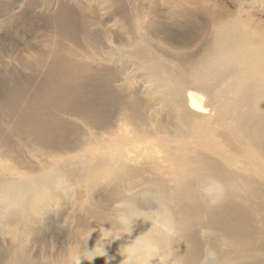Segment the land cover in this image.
Instances as JSON below:
<instances>
[{
	"label": "bare ground",
	"instance_id": "obj_1",
	"mask_svg": "<svg viewBox=\"0 0 264 264\" xmlns=\"http://www.w3.org/2000/svg\"><path fill=\"white\" fill-rule=\"evenodd\" d=\"M130 1L136 5L138 0ZM80 2V11L60 3L46 18L51 27L69 38L87 36L95 45L126 44L131 48L126 55L134 59L139 73L144 79L153 78L164 91L156 99L152 90L142 100L134 92L128 98L116 97L110 85L122 81L123 75L88 70V64L72 55L54 51L47 66L50 72L46 71L36 89L40 95L28 94L18 107L23 97L18 92H13V99L5 91L0 93L5 115L11 117L5 123L8 131L21 139L29 136L59 149L63 146L62 152L76 150L68 136L77 133L64 115L88 121L91 129H104L111 126L115 114L104 107L115 103L113 108L124 115L128 112L127 119L140 126L136 131L129 121L119 123V136H113V141L39 174L26 169L14 181H0V231L9 227V244L14 246L4 256L7 264H29L33 252L23 240L25 235L51 211L62 219L66 203L81 206L80 196L72 194L73 185L86 177L85 172L98 169L110 176L109 191L102 196L123 201L125 207L118 211L128 222L122 231H114L116 225L110 219V230L104 233L106 260L94 264H122L125 257L118 250L137 251L143 264H264V111L260 109L264 98V14L255 20L246 8L264 5V0H183L188 11L185 15L169 7L168 13L177 15L176 19L160 22L164 15H151L157 18L158 28L165 22L167 26L210 30L200 54L186 53L171 65L149 49L151 34L138 29L153 30L152 17L138 18L129 0ZM97 11L111 26L95 18ZM111 55L109 50L108 57ZM154 105L160 108L151 113ZM157 117L166 124L159 125ZM221 123H226L239 146L249 151L234 153L219 141L222 132L217 127ZM117 142L126 148L127 159L138 163L130 166L121 157L123 153L104 156ZM144 188L149 192L146 195L144 191L145 197ZM145 208L148 211L144 213L138 210ZM84 211L96 216L93 210ZM97 215L103 222L108 217ZM69 216L73 217V212L65 215ZM45 255L52 264L58 252L50 250ZM63 263L80 264L75 257ZM81 264L90 263L81 259Z\"/></svg>",
	"mask_w": 264,
	"mask_h": 264
},
{
	"label": "rangeland",
	"instance_id": "obj_2",
	"mask_svg": "<svg viewBox=\"0 0 264 264\" xmlns=\"http://www.w3.org/2000/svg\"><path fill=\"white\" fill-rule=\"evenodd\" d=\"M138 1L135 2L136 5L130 0L128 2L129 7L136 9L135 12L137 17L139 16L138 18L161 14L164 15V18H161L160 22H167L168 17L175 19L177 17V15L172 16L168 13V7L170 9L176 8L177 10H181L184 15L188 12L183 6V0H140V4ZM60 3H65L74 6L79 11L81 10L80 0H0V93L5 91L13 99L14 95H16L13 92H18L20 97L23 96L18 101V107L23 105L28 94V97L31 93L40 95L36 89L41 84V81L45 79L46 71L50 72V67L47 66L51 64L50 57L54 51L66 57L72 55L79 62L88 64L90 67L88 70H91V68L95 71L99 70L100 74L103 75L109 74L112 71L116 72L118 76L122 77L123 75L122 81L110 85V89L114 91L116 97L123 98L126 96L128 98L134 92L142 100V98L148 97L146 92L152 90L156 94L153 96L156 99L164 91V87L155 84L153 78L146 76L144 79V76L139 73L140 71L137 70V64L134 59L126 55L129 54L131 49L126 44L110 42L104 45H95L91 39L86 38L87 36L84 37L78 34L76 38H69L51 27L52 25L48 23L46 18L55 11ZM229 7H233L231 2ZM246 8L251 10L252 17L255 20L263 18V4L249 5ZM232 16L233 14L229 15L228 18ZM181 17L183 16L181 15ZM95 18L101 24L106 23V25L111 26L112 22H107V19L104 22L101 20L99 11L96 12ZM152 20L154 22L153 26H156L153 30L141 29L140 27L138 29L151 34L150 42L153 46L150 44L152 47L149 45V49L151 48L150 50L153 53L155 52V55L161 58L164 63L168 61L167 65L177 63L175 58L184 56L186 53L200 54L203 51L201 48L204 46V42L210 36V30L180 28L176 25L167 26L164 25L165 22H162L163 28H158L159 22L157 18L152 17ZM101 33L106 32L102 30ZM109 50L112 53L110 57H108ZM69 53L71 54L68 56ZM114 58L117 59L114 60ZM120 66L122 67L120 68ZM53 83L54 81L52 80L51 85ZM3 86L5 89H3ZM157 87L160 88L158 89ZM2 103L0 102V181H14L21 175L19 172L26 169L32 170L34 172L32 174H39L38 172L45 171L50 166L52 168L56 164H64V162L70 161L72 156H76V158L79 155L82 156L85 150L89 151L91 148L103 145L107 140L113 141V136L114 139L119 136L117 135L119 133L117 131L119 123H128L129 121L134 128L137 127L136 131L140 129L139 125L137 126L133 121L127 119L128 112H125L124 115L123 113H119L117 107L113 108L115 103H110L108 107H104L109 111L114 110L115 113L113 114L111 126L104 129H101V127L98 128L99 130L91 129L88 121H81L76 117L67 115H64V117L60 114V117H64L63 119L68 124L70 123L69 125L77 132L76 135L68 136V139L76 143V150L68 149L62 152L63 146L59 149L58 147H53L48 142L43 143L33 140L29 136L21 139L18 135L8 131L9 125L7 124L8 126L6 127L5 123L7 121L10 122L11 117L5 115L6 108ZM260 106V109L264 111V98L260 102ZM157 108L160 107L154 105L151 113H154ZM115 117L117 119H114ZM30 120L34 119L32 118L28 121ZM156 120L159 125L166 124L161 117H157ZM139 123L140 121H137V124ZM21 125L24 127L26 122L21 123ZM217 128L222 132L219 141L221 140L227 148L233 150L234 153L241 149L244 152L249 151L239 146L237 137L231 131H228L226 123H221ZM125 151L126 148L117 142L116 148L108 147L104 156L113 158L119 157V154L123 153L121 157L126 159L127 164L133 166L134 163H138L137 161L128 160ZM81 152L82 154H80ZM85 175L86 177H80V181L77 180L75 182L76 184L73 185L74 190L72 191V194L80 196L79 202L81 204L79 205L81 206L66 203L63 205V207L65 206L63 210L65 213H62V219L61 217L58 218L51 211L47 217L33 227V230H30L25 235L26 237L23 240L29 243V248L33 252L29 259V264H51L49 257L45 255L50 250L58 252L57 258L52 264H64L63 262H69L71 257H75L78 262H81V259L89 260L90 264H94L96 261L98 262L104 258L106 260L107 251L105 245L108 241L105 239L104 233L110 230L109 223H112L111 220L116 225L114 231L123 230L122 226L126 225L128 219L124 215L121 216L118 210L124 208L125 204L116 198L109 201L105 200L102 196L103 192L109 191L110 188L108 186L110 181L108 172L98 169L89 173L85 172ZM144 191L146 195H149V192L147 194L144 188L143 197H145ZM129 195L131 194L128 193L127 196ZM137 196L138 198H142L140 195ZM84 209L93 210L96 216H88ZM95 209H97V212H95ZM138 210L143 213L148 211L146 208ZM151 210L154 211V208ZM69 211L73 212V217H65ZM3 213L5 214L6 212ZM97 213L103 215L104 218L108 216L104 219L105 222L98 219L99 215ZM155 215L159 217V214L155 213ZM1 227L3 226L0 225ZM5 228V231H0V264H7L6 253L14 249V246H10L9 244V227L5 226ZM40 253L42 254L41 259L39 258ZM93 257L95 258L92 259Z\"/></svg>",
	"mask_w": 264,
	"mask_h": 264
},
{
	"label": "clouds",
	"instance_id": "obj_3",
	"mask_svg": "<svg viewBox=\"0 0 264 264\" xmlns=\"http://www.w3.org/2000/svg\"><path fill=\"white\" fill-rule=\"evenodd\" d=\"M118 253L125 257L123 260H122V264H143V259L142 257L138 254L137 251L135 250H132L128 253H121L119 250H118ZM95 257H93L92 259H94ZM81 264V262H80Z\"/></svg>",
	"mask_w": 264,
	"mask_h": 264
}]
</instances>
